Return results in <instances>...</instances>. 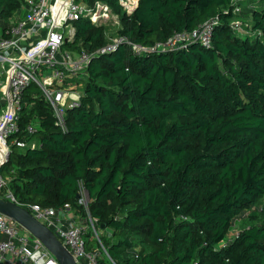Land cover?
<instances>
[{
    "label": "trees",
    "instance_id": "16d2710c",
    "mask_svg": "<svg viewBox=\"0 0 264 264\" xmlns=\"http://www.w3.org/2000/svg\"><path fill=\"white\" fill-rule=\"evenodd\" d=\"M101 1L119 20L115 35L145 46L217 16L212 45L136 53L120 44L93 56L65 130L31 84L19 124L38 129L17 136L37 146H11L0 169L4 193L23 205L88 212L106 250L99 264H264V6L242 4L235 14L231 0H138L127 12ZM22 4L0 0V19L15 22ZM73 23L64 48L107 42V24ZM253 206L249 224L224 245L233 220ZM92 235L88 250L100 245Z\"/></svg>",
    "mask_w": 264,
    "mask_h": 264
},
{
    "label": "built area",
    "instance_id": "2783aa9c",
    "mask_svg": "<svg viewBox=\"0 0 264 264\" xmlns=\"http://www.w3.org/2000/svg\"><path fill=\"white\" fill-rule=\"evenodd\" d=\"M117 1L127 12H131L138 0ZM243 2L251 8L264 6V0H231L232 12L239 14ZM22 10V15L15 22L0 30V169L9 159L12 145L21 149L37 146L35 142L28 143L17 136L21 132L31 135L38 129L34 122L24 127L19 124L23 97L31 84L40 87L41 94L53 109L55 123L65 130V109L79 105L80 91L77 90L76 80L84 73L93 56L112 53L120 44L130 45L136 53L177 50L192 42L211 47L213 30L218 23L217 16L209 18L191 31H173L166 40L151 46L133 42L124 35H114L94 51L81 49L74 52L63 47L67 40L73 38L74 28L68 36L65 35L67 23L85 17L93 23L104 24L110 15H115L106 2L23 0ZM240 25L238 19L231 22V27L236 30ZM5 186L6 180L0 171V197L5 196L7 200L27 208L56 234L77 262L84 259L85 264H99L100 251L87 249L89 231L100 243L94 220L88 212L85 217L88 222L84 223L68 203L57 208L32 203L23 205L11 192L4 193ZM87 200V191L80 184L79 203L86 206ZM100 246L106 253L101 243ZM0 264L60 263L39 239L0 213Z\"/></svg>",
    "mask_w": 264,
    "mask_h": 264
},
{
    "label": "water",
    "instance_id": "95a60500",
    "mask_svg": "<svg viewBox=\"0 0 264 264\" xmlns=\"http://www.w3.org/2000/svg\"><path fill=\"white\" fill-rule=\"evenodd\" d=\"M79 197V193L77 194ZM0 213L8 216L32 236L39 239L60 264H78L56 234L38 220L27 208L0 197ZM103 224H100V228Z\"/></svg>",
    "mask_w": 264,
    "mask_h": 264
},
{
    "label": "rangeland",
    "instance_id": "374dc122",
    "mask_svg": "<svg viewBox=\"0 0 264 264\" xmlns=\"http://www.w3.org/2000/svg\"><path fill=\"white\" fill-rule=\"evenodd\" d=\"M255 3H257L256 1H253ZM244 4V2H243ZM258 4H262V2H259ZM258 6V5H257ZM23 13V10H17L16 11V15L18 14H22ZM115 14V13H114ZM238 20L242 21V18H238ZM118 21V23H117ZM243 22V21H242ZM11 22L10 21H4L2 19H0V30H2L3 26H6V25H10ZM73 20H70L66 27H65V35H69L71 30L74 28V25H73ZM105 24H107L109 27H108V37L110 36H114L115 35V32L117 30V28L119 27V20L117 19V16L116 14L115 15H110V17L108 19L105 20ZM248 25V24H246ZM74 31V29H73ZM242 37H245V35H241ZM250 37L253 39L254 36L250 35ZM63 49V47H62ZM61 49V50H62ZM83 86V79L81 80V78L77 81V90L80 91L81 88ZM30 92H33L35 95L38 94V91L41 92L40 90V87L39 86H35L33 85L30 89H29ZM37 91V92H36ZM263 204V203H260V205ZM256 207V206H255ZM254 206L250 209V210H246L244 211L240 216L236 217L232 224H231V227L229 228L228 230V233L226 234V237L225 239L223 240V243L225 242H228L235 234L236 232H238L243 226H246L249 224V215L252 213V212H256V208ZM260 208V206H259ZM80 221L84 222V223H87L88 221L86 220L85 217L83 216H80ZM97 229V233L98 230H99V227H96ZM93 236V235H92ZM89 239H92V237H88V240ZM97 244H98V241H97ZM94 248L93 249H96V250H99L100 251V245L98 244V246L96 245V242H94L93 244ZM79 264H85V260L84 259H79L78 260Z\"/></svg>",
    "mask_w": 264,
    "mask_h": 264
},
{
    "label": "crops",
    "instance_id": "0c3cea01",
    "mask_svg": "<svg viewBox=\"0 0 264 264\" xmlns=\"http://www.w3.org/2000/svg\"><path fill=\"white\" fill-rule=\"evenodd\" d=\"M226 243V242H225Z\"/></svg>",
    "mask_w": 264,
    "mask_h": 264
}]
</instances>
